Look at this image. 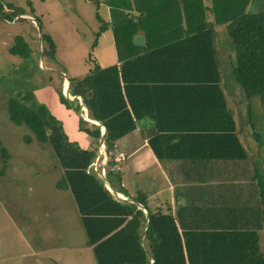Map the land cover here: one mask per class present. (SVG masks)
<instances>
[{
	"label": "trees",
	"instance_id": "trees-1",
	"mask_svg": "<svg viewBox=\"0 0 264 264\" xmlns=\"http://www.w3.org/2000/svg\"><path fill=\"white\" fill-rule=\"evenodd\" d=\"M214 1L207 8L213 10L216 19L227 21L226 29L235 52L232 72L245 92L247 106H250V100L255 95L263 106L264 0ZM26 3L33 9L31 0H26ZM17 13L24 11L11 12L12 15ZM96 17L101 22L96 31L98 37L106 24L99 13ZM35 20L41 29L39 21ZM41 36L47 43L43 53L47 52L50 59H55L53 38L43 32ZM96 41L95 38L92 44H96ZM115 41L119 64L102 67L88 56V62L93 63L90 69L81 76L68 77L69 92L82 96L88 116L98 122L80 121L83 123L80 129L91 140L88 146L70 141L58 119L43 113L39 105H29V91L10 95L6 100L10 119L15 124L26 125L31 132L24 135V141L30 142L33 135L38 142L51 146L57 166L61 168V176L55 186L72 193L86 231V244L91 246L96 263L264 264V244L260 243L258 231L238 230L234 226L223 230L180 231L171 213L151 211L143 195H136L134 201L115 197L103 181L93 174L96 143L101 137L100 126L106 128L104 143L108 152L117 138L133 130L136 122L144 117L151 118L153 122L151 130L145 134H148L149 143L156 154L159 152L154 139L169 136L172 141L203 132L211 136L213 142L227 145L225 149L213 151V155H246L235 132L233 111L229 109L219 84L222 74L210 29L198 27L196 33L189 35L185 41L199 44L179 48V53H172L170 50L175 48L162 45L123 58L122 47L129 41L119 35H115ZM9 51L28 57L30 46L18 34ZM172 57L178 60L180 66L175 70L164 68ZM170 84L178 85L173 89L180 91V100L176 102L179 111L204 113L205 120L165 121L160 118L158 111L164 107L161 93ZM253 135L257 140L260 137L255 129ZM235 146L238 151H231ZM0 154L3 159L8 157L1 139ZM108 158V164H113L111 154ZM255 177L264 212V174L255 169ZM107 178L110 182L121 181L119 171H108ZM138 203L144 205L147 214Z\"/></svg>",
	"mask_w": 264,
	"mask_h": 264
},
{
	"label": "rangeland",
	"instance_id": "rangeland-1",
	"mask_svg": "<svg viewBox=\"0 0 264 264\" xmlns=\"http://www.w3.org/2000/svg\"><path fill=\"white\" fill-rule=\"evenodd\" d=\"M31 2L33 9L26 0H0V139L8 151L6 159L0 154V264H97L91 246L86 244V231L72 193L55 186L61 168L51 146L38 142L32 134L30 142L24 141V135L31 132L10 119L6 102L10 95L29 91V105H39L43 113L58 119L70 141L88 146L90 137L79 127H83L80 121L84 117L67 96L61 72L67 77L83 75L92 65L87 57L100 54L92 44L98 39L96 31L101 23L96 17L97 2ZM214 2L197 0L196 4L203 19L210 18L213 26L216 22L224 26L221 38L227 45L221 51V74L237 92L236 98L231 96V110L237 112L246 138L256 143L252 136L255 129L264 141L263 106L257 95L247 106L245 92L232 72L235 52L225 28L227 21L216 19L207 8ZM14 10L24 13L12 15ZM42 32L53 38L55 59L43 53L47 43ZM18 34L30 46L28 57L9 51ZM106 40L111 43L112 39L107 35L104 43ZM255 166L264 174L262 165L255 162Z\"/></svg>",
	"mask_w": 264,
	"mask_h": 264
},
{
	"label": "crops",
	"instance_id": "crops-1",
	"mask_svg": "<svg viewBox=\"0 0 264 264\" xmlns=\"http://www.w3.org/2000/svg\"><path fill=\"white\" fill-rule=\"evenodd\" d=\"M96 1L98 13L106 24L94 44L95 50H100L94 62L102 67L120 63L115 35L129 41L122 47L123 58L162 45L175 48L170 50L172 53H179V48L190 45L196 47L199 44L185 41L189 35L196 33L198 27L210 29L215 56L220 66L221 51L227 45L222 43L221 38L224 26L217 22L213 26L210 18L203 19L195 0ZM107 35L114 42L106 40L104 43L103 39ZM179 66L178 60L172 57L169 64L163 67L175 70ZM66 83L64 80V87L67 89ZM219 84L231 110V96L236 98L237 92L223 77ZM173 86L178 85L170 84L161 93L164 107L158 111L160 118L165 121L205 120L204 113H190L185 109L179 111L176 102L180 100V91L174 90ZM66 93L79 107L78 111L84 119L93 120L88 116L82 96L68 94L67 91ZM236 114L233 112L235 132L246 150L243 157L213 155V151L218 152L227 145L224 142H213L212 137L203 132L172 141L169 136L154 139L159 152L156 154L149 143L148 134H145L153 126L149 117L138 120L136 127L117 138L108 152L103 139L101 157H108L112 151H123L126 154L125 159L120 162L121 181H109L110 184L125 196V200L134 201L136 195H143L151 211L171 213L180 231L223 230L232 229L234 226L238 230L258 231L260 243L264 244L263 204L255 177V162L264 167V141L260 137L257 140L253 133L256 143L253 142L254 139L252 141L251 138H246L247 131L240 127ZM100 130L104 134L105 126L101 125ZM83 134L86 135L84 132ZM245 139L248 145L245 144ZM100 142L101 140L96 143L97 153ZM231 151H238V148L235 146ZM261 171L258 170L260 173ZM139 205L147 214L144 205L138 203ZM230 207L233 209L229 210Z\"/></svg>",
	"mask_w": 264,
	"mask_h": 264
},
{
	"label": "built area",
	"instance_id": "built-area-1",
	"mask_svg": "<svg viewBox=\"0 0 264 264\" xmlns=\"http://www.w3.org/2000/svg\"><path fill=\"white\" fill-rule=\"evenodd\" d=\"M104 146L103 142L98 145V153L95 157L92 164L93 174L100 178L103 181L104 186L107 188L109 192H111L115 197L120 199H125V196L117 189L110 184L107 173L108 171H120L121 165L120 162L125 159L126 154L123 151H112L110 154L112 155L113 164H108L109 158L105 156V158L101 157V148ZM123 185V182H121Z\"/></svg>",
	"mask_w": 264,
	"mask_h": 264
},
{
	"label": "water",
	"instance_id": "water-1",
	"mask_svg": "<svg viewBox=\"0 0 264 264\" xmlns=\"http://www.w3.org/2000/svg\"><path fill=\"white\" fill-rule=\"evenodd\" d=\"M49 69H50V68H49ZM61 74L64 75L65 80L67 81V92H68V94H70V92H69V85H70V83H69V79H68V77H67L63 72H61ZM263 114H264V103H263ZM263 117H264V115H263ZM86 120H88V122H90V123L97 124V122H95V121H93V120H89V119H86ZM104 133H105V132H104ZM103 139H104V134H101V137H100L99 140H101V142H102ZM139 206L141 207V205H139Z\"/></svg>",
	"mask_w": 264,
	"mask_h": 264
},
{
	"label": "bare ground",
	"instance_id": "bare-ground-1",
	"mask_svg": "<svg viewBox=\"0 0 264 264\" xmlns=\"http://www.w3.org/2000/svg\"><path fill=\"white\" fill-rule=\"evenodd\" d=\"M67 84V83H66ZM101 143V142H100Z\"/></svg>",
	"mask_w": 264,
	"mask_h": 264
}]
</instances>
